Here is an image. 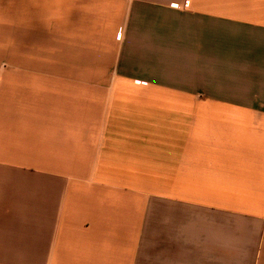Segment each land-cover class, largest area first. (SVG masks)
Returning a JSON list of instances; mask_svg holds the SVG:
<instances>
[{
	"label": "crops",
	"instance_id": "0c3cea01",
	"mask_svg": "<svg viewBox=\"0 0 264 264\" xmlns=\"http://www.w3.org/2000/svg\"><path fill=\"white\" fill-rule=\"evenodd\" d=\"M0 264H264V0H0Z\"/></svg>",
	"mask_w": 264,
	"mask_h": 264
}]
</instances>
